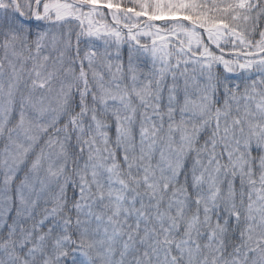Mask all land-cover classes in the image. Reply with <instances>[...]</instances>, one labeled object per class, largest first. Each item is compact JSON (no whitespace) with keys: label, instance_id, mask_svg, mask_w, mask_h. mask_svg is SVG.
Here are the masks:
<instances>
[{"label":"snow or ice","instance_id":"obj_1","mask_svg":"<svg viewBox=\"0 0 264 264\" xmlns=\"http://www.w3.org/2000/svg\"><path fill=\"white\" fill-rule=\"evenodd\" d=\"M0 264H264V0H0Z\"/></svg>","mask_w":264,"mask_h":264}]
</instances>
